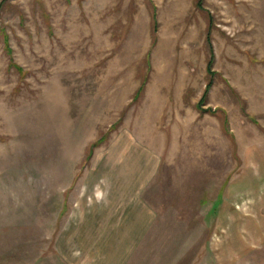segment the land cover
Wrapping results in <instances>:
<instances>
[{
  "label": "rangeland",
  "instance_id": "374dc122",
  "mask_svg": "<svg viewBox=\"0 0 264 264\" xmlns=\"http://www.w3.org/2000/svg\"><path fill=\"white\" fill-rule=\"evenodd\" d=\"M0 264H264V0H0Z\"/></svg>",
  "mask_w": 264,
  "mask_h": 264
},
{
  "label": "trees",
  "instance_id": "16d2710c",
  "mask_svg": "<svg viewBox=\"0 0 264 264\" xmlns=\"http://www.w3.org/2000/svg\"><path fill=\"white\" fill-rule=\"evenodd\" d=\"M211 63H212V62H211V59H210L209 62H208V65H207V73L210 74V75L212 74V71H211V69H210V68H211ZM210 84H211V83L208 82V84H207V86H206L205 93L207 92V90H208ZM205 93H204V94H205Z\"/></svg>",
  "mask_w": 264,
  "mask_h": 264
}]
</instances>
